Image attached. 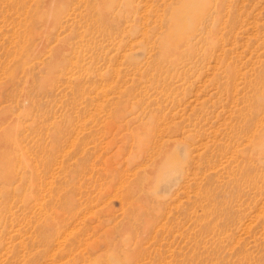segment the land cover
Returning a JSON list of instances; mask_svg holds the SVG:
<instances>
[{"label":"rangeland","instance_id":"374dc122","mask_svg":"<svg viewBox=\"0 0 264 264\" xmlns=\"http://www.w3.org/2000/svg\"><path fill=\"white\" fill-rule=\"evenodd\" d=\"M0 264H264V0H0Z\"/></svg>","mask_w":264,"mask_h":264},{"label":"bare ground","instance_id":"6f19581e","mask_svg":"<svg viewBox=\"0 0 264 264\" xmlns=\"http://www.w3.org/2000/svg\"><path fill=\"white\" fill-rule=\"evenodd\" d=\"M58 244H59V243H58ZM61 245L63 246V244H62V243H60V246H58V245H57V246H58V247H61Z\"/></svg>","mask_w":264,"mask_h":264}]
</instances>
